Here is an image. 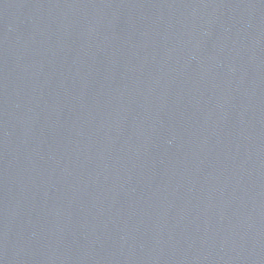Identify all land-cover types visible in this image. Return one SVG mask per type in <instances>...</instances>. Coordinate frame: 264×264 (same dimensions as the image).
<instances>
[{
    "label": "water",
    "instance_id": "water-1",
    "mask_svg": "<svg viewBox=\"0 0 264 264\" xmlns=\"http://www.w3.org/2000/svg\"><path fill=\"white\" fill-rule=\"evenodd\" d=\"M0 264H264V0H0Z\"/></svg>",
    "mask_w": 264,
    "mask_h": 264
}]
</instances>
